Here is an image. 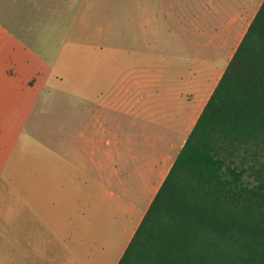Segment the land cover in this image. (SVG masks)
Returning <instances> with one entry per match:
<instances>
[{"label":"rangeland","instance_id":"obj_1","mask_svg":"<svg viewBox=\"0 0 264 264\" xmlns=\"http://www.w3.org/2000/svg\"><path fill=\"white\" fill-rule=\"evenodd\" d=\"M192 2L0 0V230L13 228L14 197L29 195L30 182L96 177V142L82 134L97 132L99 117L104 131H120L127 115L101 105L100 88L120 101L132 68L162 78L178 53L158 38L173 42ZM81 154L86 173L75 171Z\"/></svg>","mask_w":264,"mask_h":264},{"label":"crops","instance_id":"obj_2","mask_svg":"<svg viewBox=\"0 0 264 264\" xmlns=\"http://www.w3.org/2000/svg\"><path fill=\"white\" fill-rule=\"evenodd\" d=\"M262 3L193 0L173 42L158 38L178 53L162 78L132 68L120 101L100 88V104L127 115L120 131L107 133L99 117V130L82 134L96 142V177L30 182L14 197L13 228L0 230V264H118ZM85 156L75 171L86 173Z\"/></svg>","mask_w":264,"mask_h":264},{"label":"trees","instance_id":"obj_3","mask_svg":"<svg viewBox=\"0 0 264 264\" xmlns=\"http://www.w3.org/2000/svg\"><path fill=\"white\" fill-rule=\"evenodd\" d=\"M118 264H264V0Z\"/></svg>","mask_w":264,"mask_h":264}]
</instances>
